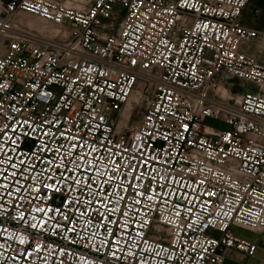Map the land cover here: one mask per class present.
Returning <instances> with one entry per match:
<instances>
[{"label":"built area","instance_id":"built-area-1","mask_svg":"<svg viewBox=\"0 0 264 264\" xmlns=\"http://www.w3.org/2000/svg\"><path fill=\"white\" fill-rule=\"evenodd\" d=\"M249 2L0 0V264L255 254L232 231H264V62L241 49L264 32L241 23Z\"/></svg>","mask_w":264,"mask_h":264},{"label":"crops","instance_id":"crops-1","mask_svg":"<svg viewBox=\"0 0 264 264\" xmlns=\"http://www.w3.org/2000/svg\"><path fill=\"white\" fill-rule=\"evenodd\" d=\"M77 7H83V6L78 4ZM261 12L262 9L256 6L253 8V10L250 13L251 17L246 18L243 13L241 23L244 26L255 28L262 31L263 30L261 28L262 26H258L254 22V18L257 15H259ZM251 45L252 43L248 45H244L242 46L241 49L250 55L257 56L260 59V61L264 62L263 51L261 53L259 51L258 54L252 53L250 51ZM232 231L237 237L255 244L257 246V249L255 254L252 256L244 255L235 250L228 251L223 264H264V231H255L240 225H234L232 227ZM211 235L214 237L220 236V234L217 231H211Z\"/></svg>","mask_w":264,"mask_h":264},{"label":"rangeland","instance_id":"rangeland-1","mask_svg":"<svg viewBox=\"0 0 264 264\" xmlns=\"http://www.w3.org/2000/svg\"><path fill=\"white\" fill-rule=\"evenodd\" d=\"M61 1H67L69 3V0H61ZM259 7L262 9V12L257 15L254 18V22L255 24H257L258 26H262L261 28L263 29L262 32H264V0H250L245 12H244V16L247 17H251L250 13L253 10L254 7ZM16 20L18 22H21L25 25H29L31 27L34 28H42L45 25H49L51 26L52 24L45 22L44 20L37 18L35 16L29 15V14H24V13H20L16 16ZM54 27V26H53ZM262 50L263 51V57H264V39L254 42L252 43L251 47H250V51L252 53L258 54V52ZM229 84H231V91L234 94H240L244 88H242L240 86V82L236 79H229L228 80ZM250 89L252 90H257V88L249 86ZM146 102L145 100H140V101H136V105L133 107V114L130 117V125H137L142 117V113L143 110L145 108ZM209 123H214L213 120H208Z\"/></svg>","mask_w":264,"mask_h":264}]
</instances>
